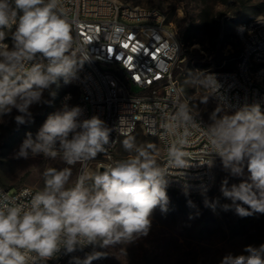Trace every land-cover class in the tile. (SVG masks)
Instances as JSON below:
<instances>
[{"label": "clouds", "instance_id": "1", "mask_svg": "<svg viewBox=\"0 0 264 264\" xmlns=\"http://www.w3.org/2000/svg\"><path fill=\"white\" fill-rule=\"evenodd\" d=\"M61 4L62 0H0V117L15 109V122L24 124L32 115L30 108L46 102L45 90L61 78L69 83L89 58H84L83 49L79 58L73 51V25ZM13 27L10 47L4 41ZM81 115L79 107L65 106L47 117L35 139L29 133L22 142L19 157H59L68 166L46 168L43 187L35 192L24 189L18 197L0 192V264H47L61 249L72 253L89 244L108 248L130 243L147 235L155 208L166 210L167 171L153 155L155 147L139 148L125 139L129 156L102 170H89L83 165L105 151L110 129L96 115L82 120ZM179 116L191 120L184 107ZM211 120L204 130L208 154L218 155L231 176L243 177L247 168L239 184L229 187L227 179L222 181L220 190L232 201L224 209L234 206L240 217L264 214V112L259 105H246L230 115L218 117L214 112ZM187 142L186 136L178 137L168 147L170 166L184 168ZM77 164L81 171L69 186ZM244 253H229L220 264H264V244L248 245ZM105 255L93 251L73 261L92 264Z\"/></svg>", "mask_w": 264, "mask_h": 264}, {"label": "built area", "instance_id": "2", "mask_svg": "<svg viewBox=\"0 0 264 264\" xmlns=\"http://www.w3.org/2000/svg\"><path fill=\"white\" fill-rule=\"evenodd\" d=\"M61 11L73 25V51L79 58L83 49L84 58H89L66 84L76 89V95L64 92L60 110L79 107L81 120L96 115L110 129L105 151L95 157V171L124 159L113 157L114 149L120 139L140 131L157 142L156 158L167 171L166 189L189 196L208 193L215 182L214 163L221 158L208 154L207 125L183 101L175 77L183 45L166 16L116 0H62ZM14 31L13 27L8 34ZM235 36L241 51L234 67L227 64L232 59H224L202 69L200 84L212 103L229 115L246 105H259L264 112V14L238 24ZM4 42L9 44L7 37ZM132 87L139 92L132 93ZM182 107L190 121L180 118ZM182 136L188 141L183 149L186 164L177 168L168 164L167 149ZM39 156L43 155L35 157ZM75 166L79 175L82 165ZM24 189L38 190L20 186L11 194L0 184V192L10 197H18ZM93 251L106 253L99 244L78 247L72 253L61 249L47 264H74L73 257L84 259ZM92 264L110 263L106 254Z\"/></svg>", "mask_w": 264, "mask_h": 264}, {"label": "rangeland", "instance_id": "3", "mask_svg": "<svg viewBox=\"0 0 264 264\" xmlns=\"http://www.w3.org/2000/svg\"><path fill=\"white\" fill-rule=\"evenodd\" d=\"M116 1L155 9L166 16L183 45L175 77L185 106L200 117L207 127L212 123L211 116L214 112L218 117L227 114L212 103L200 84L199 72L214 66L218 56L232 58L227 64L229 68L234 67L241 51L235 36L236 26L241 21L264 14V0ZM259 10L262 11L255 15ZM11 36L7 33L10 47ZM64 92L76 95V89L66 85L61 78L43 93L46 102L30 108L32 115L26 118L24 124L15 122V116L19 115L15 109L0 117V184L8 188L9 193L12 194L20 186L39 190L43 187L42 173L46 168L62 169L68 166L59 157L50 159L30 155L25 159L18 156L20 146L27 135L30 133L35 139L47 117L61 111L59 99ZM131 92L139 91L132 87ZM125 139L134 140L139 148H148L154 143L153 155L156 158V140L145 137L140 131L120 139L113 157L125 158L130 155L123 147ZM97 160H92L89 170H95ZM72 167L69 186L78 176L77 166ZM214 174V185L205 194L189 196L166 189L169 198L166 210L162 211L159 206L153 210L147 235L139 236L130 243L103 248L109 263L220 264L223 257L229 253L246 254V246L259 247L264 244V214L254 213L240 217L235 213L234 206L228 210L223 207L226 204L232 205V201L223 196L220 190L222 181L227 179L229 187L239 184L247 177L246 166L243 177H234L224 169L220 159L214 163Z\"/></svg>", "mask_w": 264, "mask_h": 264}, {"label": "trees", "instance_id": "4", "mask_svg": "<svg viewBox=\"0 0 264 264\" xmlns=\"http://www.w3.org/2000/svg\"><path fill=\"white\" fill-rule=\"evenodd\" d=\"M262 10H259L258 12H256V14L255 15H258L260 12H261ZM249 20V19H248ZM245 21V20H244ZM242 22V21H241ZM241 22H239L238 24H240ZM223 59H227V60H231L232 58H223L222 56H218V60L216 61V64L214 65V66H217V65H219L221 62H222V60ZM230 62V61H229ZM228 62V63H229ZM196 63H198V61H196ZM213 66V65H212ZM133 135V134H132ZM131 135V136H132ZM147 138H149V137H147ZM153 146H154V143H153Z\"/></svg>", "mask_w": 264, "mask_h": 264}, {"label": "water", "instance_id": "5", "mask_svg": "<svg viewBox=\"0 0 264 264\" xmlns=\"http://www.w3.org/2000/svg\"><path fill=\"white\" fill-rule=\"evenodd\" d=\"M102 168V167H101ZM101 168H99V170L101 169ZM102 170V169H101Z\"/></svg>", "mask_w": 264, "mask_h": 264}, {"label": "snow or ice", "instance_id": "6", "mask_svg": "<svg viewBox=\"0 0 264 264\" xmlns=\"http://www.w3.org/2000/svg\"><path fill=\"white\" fill-rule=\"evenodd\" d=\"M125 47H127V45H125Z\"/></svg>", "mask_w": 264, "mask_h": 264}, {"label": "bare ground", "instance_id": "7", "mask_svg": "<svg viewBox=\"0 0 264 264\" xmlns=\"http://www.w3.org/2000/svg\"><path fill=\"white\" fill-rule=\"evenodd\" d=\"M88 169H89V167H88ZM95 171V170H94Z\"/></svg>", "mask_w": 264, "mask_h": 264}]
</instances>
